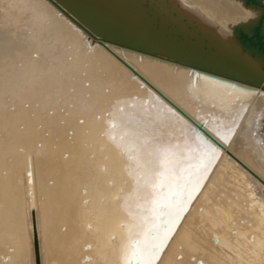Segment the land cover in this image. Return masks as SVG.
Masks as SVG:
<instances>
[{
	"label": "bare ground",
	"instance_id": "1",
	"mask_svg": "<svg viewBox=\"0 0 264 264\" xmlns=\"http://www.w3.org/2000/svg\"><path fill=\"white\" fill-rule=\"evenodd\" d=\"M175 1L207 33L204 36L209 42L198 40L204 50L210 49L211 44L224 48L210 49L212 58L223 65L229 59L256 75L261 73L256 65L234 54L230 43L234 40L233 27L248 28L259 10L244 8L240 0ZM90 3L139 31L146 29L143 21L132 14L113 13L93 0ZM42 5L45 13L55 17L50 23L41 14ZM61 14L56 6L47 7L46 0H0V85L4 83L6 68L24 80L33 73L43 74L47 80L52 74V55L55 54L61 57L57 64L79 61L104 66V78L117 85L109 99L135 97L130 102L136 107L125 105L124 114L108 115L113 110L105 104L98 113L102 115L99 121L90 114L74 115L64 117L67 123L57 121V127L50 128L47 112L52 109L44 95L47 84L44 92L27 93L22 100L8 99L0 92V194L7 191L14 209L11 227L0 225V264H35L33 209L40 264H85L86 257L88 264H97V227L104 230L108 258L116 260L111 248L130 238L132 217H138V206L144 204L150 189L145 190L143 181H138L142 169H137L135 160L125 157L115 173L97 174L96 182L107 197L102 209L100 197L91 187L82 165L88 163L91 156L96 161L105 157L109 161L121 160L109 134L119 141L124 133L122 125L126 121L135 125L134 113L153 110L150 92L166 98L194 120L193 112L198 106L189 93L194 96L214 87L197 79L201 75L196 77L193 86L189 69L174 68L166 62L113 46L109 51L97 43L90 45L85 41V33ZM17 64L22 67H14ZM88 82L89 78L84 77L82 85ZM219 99L227 104L233 100L226 96L218 98V102ZM241 100L248 107L241 129L237 130L230 146L216 140L223 145L219 159L211 174L202 181V187L193 193L194 197L199 192L182 215L157 264H195L197 260L203 264H261L264 261L259 248L264 241V188L258 182L264 180L261 171L264 169V132L261 131L264 97L251 100L242 97ZM25 104L28 107H24ZM13 108L15 113L9 111L6 120L3 112ZM200 115L211 122L213 115H220V111L201 107ZM58 116L63 114L58 113ZM80 119L84 124L78 123ZM110 120L116 121V127H108ZM253 132L256 135L253 136ZM228 152L250 169L257 180L228 159ZM89 224L91 229H88ZM109 237L113 239L109 241ZM214 238H217L216 243ZM86 245H91V251L84 250Z\"/></svg>",
	"mask_w": 264,
	"mask_h": 264
},
{
	"label": "snow or ice",
	"instance_id": "2",
	"mask_svg": "<svg viewBox=\"0 0 264 264\" xmlns=\"http://www.w3.org/2000/svg\"><path fill=\"white\" fill-rule=\"evenodd\" d=\"M46 4L47 7L55 8V0H46ZM144 7L147 8L148 4L146 3ZM41 8L42 16L50 23L55 18L54 15L45 13L44 5ZM230 43L234 54L250 65L255 63L251 56L246 55L241 44L236 43L235 40ZM52 51L53 53L56 51L55 44L52 45ZM60 59L59 55H52V74L47 77V80L43 74L36 73L24 80L6 68L0 92L8 99L22 100L26 98L27 93L44 92L47 84L48 90L44 92V95L52 109L47 112L50 128L57 127V121L67 123L64 117L74 115L90 114L99 121L102 115L98 113L103 111L105 104H109L113 110L108 115H114L115 112L124 114L125 105L128 108L136 107L130 102V100L134 101L135 97L112 96L109 99V94L116 90L117 85L114 81L104 78L106 72L104 66L79 61L57 64L56 62ZM14 67H22V65L17 64ZM259 67L264 73V62ZM84 77H88L89 82L82 85ZM197 79L214 87L211 90L205 89L194 96L189 93L190 99L198 106L193 112L194 120L176 105L150 92L154 100L153 110L144 109L142 113H134L135 125L132 126L131 121H126L122 125L124 133L119 141L114 135L109 134V139L121 160L109 161L105 157L101 161H96L95 157L91 156L89 162L82 165L90 178L91 187L100 197L102 209L106 205L107 197L96 182L97 174L115 173L125 157L130 161L135 160L137 169H142L137 177L138 181H143L145 190L150 189V194L144 197V204L138 206V217H132L129 225L130 238L111 248V251L116 254V260L108 258L109 246L103 239L104 230L97 227L95 230L97 264H157L162 250L192 201L193 193L201 186L211 167L219 159L222 149L216 140L230 146V142L237 135V130L241 129L244 114L248 110L247 104L241 98L251 100L254 97H264V87L257 86L258 90H250L247 87L209 76H199ZM193 86H195V80H193ZM223 96L233 98L232 103L227 104L222 99L218 102V98ZM236 104H239V107H236ZM24 107H28V104ZM201 107L218 108L220 115H213L210 122L200 115ZM9 111L15 113V108L3 112L6 120ZM189 111L192 109L189 108ZM58 113L63 116H58ZM84 122L83 119L78 121L79 124ZM108 127H116V121L110 120ZM261 131L264 132V127ZM252 135L256 133L253 132ZM213 137L216 139L214 140ZM228 155L234 159L230 152ZM261 171L264 173V169ZM28 175L31 176V172ZM253 178L256 179V177ZM31 182L29 180V183ZM258 182L264 185V180ZM165 188L167 191L164 190ZM129 215L132 216L131 211ZM13 219L14 209L11 206L10 196L7 191H4L0 194V225L10 228ZM91 228L92 225L89 224L88 229ZM112 239V237L108 238L109 241ZM259 248L261 254H264V241H261ZM84 250L91 251V245H87ZM35 264H40L38 253ZM85 264H88L87 260ZM200 264H203V261H200ZM261 264H264V261Z\"/></svg>",
	"mask_w": 264,
	"mask_h": 264
},
{
	"label": "water",
	"instance_id": "3",
	"mask_svg": "<svg viewBox=\"0 0 264 264\" xmlns=\"http://www.w3.org/2000/svg\"><path fill=\"white\" fill-rule=\"evenodd\" d=\"M93 1L97 4L106 6L110 12L118 14L124 13L128 16L132 14V16L143 21V25H145L146 29H140L139 31L131 27L123 19L107 14V11L103 8H98L96 5L90 3V0H58V2L55 0V6L60 12L85 33L86 43H90V45L97 43L109 51H111L110 46H113L120 50L136 53L139 56L143 55L166 62L174 68L189 69L192 82L197 76L201 75L220 79L227 83L241 84V86L245 85L252 88H258L257 86L264 87V78H262L264 73L260 71L259 67L260 64L264 62V4L262 0H240L244 8H255L259 10V15L248 28L242 25H236L232 29V37L235 42L241 44L245 49L246 55L254 59L255 63L253 65H256L261 72L258 75L246 70L241 64L230 61L229 59L226 60L227 64L223 65L212 58L209 55L210 49L217 50V48H224L211 44L210 49L206 48V50H204L200 44H198V40L209 42L204 36V34L207 35V33L195 19L190 18L188 14H186L180 4L175 0ZM146 3L148 7L144 8ZM125 9H129L130 12H127ZM145 16L149 17V19ZM242 60L245 62L243 58ZM133 74L138 76L136 72H133ZM162 97L164 98V96ZM164 99L170 102L166 98ZM216 143L222 149L223 145L218 141H216ZM227 157L243 171L248 174L250 173L251 175H249L252 178L255 177L252 175L253 172L242 162H237L239 160L233 154L232 157H234V159L230 158L229 155ZM217 161L218 160H216L211 167L207 177L213 171ZM254 180H257V177ZM262 186L264 188V185ZM82 192H84V190ZM198 193L199 192L195 194L192 201L196 198ZM182 217L184 216H181V219H183ZM33 220L34 257H36V254H39V245L36 231L35 210ZM178 224L180 225V223ZM177 228L178 227L174 230L172 236ZM233 232H235L234 229ZM214 242H217V238H214ZM195 264H200V260H197Z\"/></svg>",
	"mask_w": 264,
	"mask_h": 264
}]
</instances>
